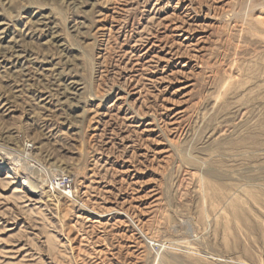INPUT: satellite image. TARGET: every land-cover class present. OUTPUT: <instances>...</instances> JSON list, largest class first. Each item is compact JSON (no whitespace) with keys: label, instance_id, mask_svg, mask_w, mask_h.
Segmentation results:
<instances>
[{"label":"rangeland","instance_id":"obj_1","mask_svg":"<svg viewBox=\"0 0 264 264\" xmlns=\"http://www.w3.org/2000/svg\"><path fill=\"white\" fill-rule=\"evenodd\" d=\"M2 149L0 264H264V0H0Z\"/></svg>","mask_w":264,"mask_h":264},{"label":"bare ground","instance_id":"obj_2","mask_svg":"<svg viewBox=\"0 0 264 264\" xmlns=\"http://www.w3.org/2000/svg\"><path fill=\"white\" fill-rule=\"evenodd\" d=\"M3 150L5 151V149H2V151H0V183L7 186L15 185V188L20 190V192L27 194L26 195L27 197L28 195L30 196V198L36 197L38 195V191H37L38 189L36 190L33 183L30 181L28 177L22 176L20 181H18L19 179L17 180L18 167H20L19 164L24 159V157L16 160V157L12 156V154H10L9 152H4ZM52 186L53 189L61 188L58 179L57 180L54 179V183L52 184Z\"/></svg>","mask_w":264,"mask_h":264},{"label":"built area","instance_id":"obj_3","mask_svg":"<svg viewBox=\"0 0 264 264\" xmlns=\"http://www.w3.org/2000/svg\"><path fill=\"white\" fill-rule=\"evenodd\" d=\"M58 179V181L60 182V183H62V187L63 188H65V187H69V184H70V180H69V178L68 177H59V178H57ZM61 187V186H60Z\"/></svg>","mask_w":264,"mask_h":264}]
</instances>
